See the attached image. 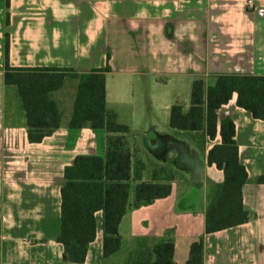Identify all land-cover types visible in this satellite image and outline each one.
<instances>
[{
    "label": "crops",
    "instance_id": "obj_1",
    "mask_svg": "<svg viewBox=\"0 0 264 264\" xmlns=\"http://www.w3.org/2000/svg\"><path fill=\"white\" fill-rule=\"evenodd\" d=\"M247 1L9 0L6 9L0 0V264H138L153 262L161 243L173 246L170 264H188L191 244L201 239L204 264H264V183L258 181L264 174V121L238 107L235 94L217 110L218 121L230 118L235 125L239 161L248 174L243 204L251 218L209 234L205 210L224 175L206 157L220 136L210 140L201 131L169 126L171 106L188 110L195 81L220 73L264 75V0H252V8ZM5 33L12 68L86 72L109 64L106 107L129 128L133 169L145 161L143 141L147 147L148 139L165 137L175 150L166 163L155 164L174 175L168 197L137 202L131 182L118 229L121 246L107 259L102 205L61 199L64 168L79 155L103 156L106 133L66 126L77 87L72 80L74 89L66 82L54 94L62 126L30 143L18 99L12 91L6 98ZM147 79L152 88L141 99L163 113L138 109L135 91ZM189 145L199 150L198 159L188 154ZM144 165L142 181H152Z\"/></svg>",
    "mask_w": 264,
    "mask_h": 264
},
{
    "label": "trees",
    "instance_id": "obj_2",
    "mask_svg": "<svg viewBox=\"0 0 264 264\" xmlns=\"http://www.w3.org/2000/svg\"><path fill=\"white\" fill-rule=\"evenodd\" d=\"M9 0H5L6 9ZM9 14L6 12V23ZM9 36L4 35V85L6 98L12 91L25 118L27 138L39 143L62 126L63 111L54 94L68 79L77 81L72 113L66 124L70 129L91 128L106 133L103 156L79 155L64 168L61 199L64 203L101 204L103 207V257L115 255L121 246L119 225L129 208L131 182L136 181L137 202L168 197L173 173L167 168L153 171L152 181H142L145 165L137 161L132 168L128 144L129 128L118 122L116 112L106 107V74L110 66L78 72L64 68H12L8 64ZM236 95V105L254 119L264 121V75L220 73L210 81L192 84L190 106L170 108L169 126L176 131L203 132L210 140L217 135L221 142L207 153L208 165L221 170L224 179L211 189L205 210V233L224 230L248 222L251 213L245 208L242 189L247 171L239 161L235 125L230 118L218 121L217 110ZM7 103V102H6ZM264 183V174L259 177ZM155 260L138 264H170L173 246L161 243L154 247ZM188 264H204L203 240L191 244Z\"/></svg>",
    "mask_w": 264,
    "mask_h": 264
},
{
    "label": "rangeland",
    "instance_id": "obj_3",
    "mask_svg": "<svg viewBox=\"0 0 264 264\" xmlns=\"http://www.w3.org/2000/svg\"><path fill=\"white\" fill-rule=\"evenodd\" d=\"M66 82L69 85V83H72L73 81L71 79H68ZM71 86L69 85L67 89L69 90ZM151 86H152V81L150 79H147V81L145 82L139 83V86L137 87L138 89H136L137 91H135V95L138 98V102H139L137 105L138 109L139 111L148 112V113L149 112L163 113L164 110L158 109L157 105L153 103L148 104L146 100L141 99L145 97L144 95L148 90H150L149 88H152ZM72 87L74 89V86ZM157 91H158L157 89L154 90V92H157ZM165 113H166V110H165ZM165 139H166L165 137H162V139H159L157 143H153L154 142L153 139L150 138L147 140V144H149L147 147L145 146L144 141L142 143L141 153L144 156V160H145L144 163L146 164L148 176H152V173L155 170L156 163H166L165 158L168 156V154H171L172 151H175L173 147H170V145L168 149L166 142H164ZM186 149H187L188 154H192V153H193L192 155L195 154L197 159L200 157V152L197 148H190V145H189L188 148Z\"/></svg>",
    "mask_w": 264,
    "mask_h": 264
},
{
    "label": "built area",
    "instance_id": "obj_4",
    "mask_svg": "<svg viewBox=\"0 0 264 264\" xmlns=\"http://www.w3.org/2000/svg\"><path fill=\"white\" fill-rule=\"evenodd\" d=\"M246 5H247L248 8H252L253 1L252 0H248L247 3H246Z\"/></svg>",
    "mask_w": 264,
    "mask_h": 264
}]
</instances>
